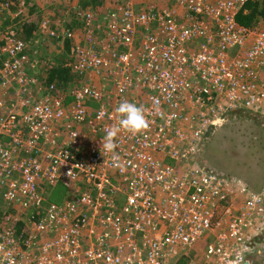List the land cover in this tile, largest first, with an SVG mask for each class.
<instances>
[{
    "label": "built area",
    "instance_id": "obj_1",
    "mask_svg": "<svg viewBox=\"0 0 264 264\" xmlns=\"http://www.w3.org/2000/svg\"><path fill=\"white\" fill-rule=\"evenodd\" d=\"M256 1L163 0L136 12L121 0L101 20L78 13L81 42L71 21L63 35L58 25L48 29L54 41L70 42L77 82L68 94L42 87L37 99L19 27L0 34V87L16 92L9 107L0 101V264L264 259V185L254 192L197 164L205 133L226 113L264 120V30L236 21ZM12 4L0 0L11 18ZM125 100L144 109L149 126L137 135L120 130L115 166L104 136ZM57 187L68 191L50 203ZM9 206L42 217L25 222ZM19 221L27 240L14 229Z\"/></svg>",
    "mask_w": 264,
    "mask_h": 264
},
{
    "label": "rangeland",
    "instance_id": "obj_2",
    "mask_svg": "<svg viewBox=\"0 0 264 264\" xmlns=\"http://www.w3.org/2000/svg\"><path fill=\"white\" fill-rule=\"evenodd\" d=\"M119 1L121 0H96V9L93 8L91 12L95 14L100 13V15L104 17V15L108 11L113 9L114 4ZM135 1L136 0H132L133 6L135 4ZM162 1L163 0H159V7L164 4ZM82 3L86 4V1L31 0L30 3L26 5L25 9H22V11H20L22 13L27 12L29 7L35 5V8L37 9V11L39 10L38 13H40L42 17L41 20L43 19L49 22L48 26L44 29H41L42 23H40L38 30L34 36V40H29V46L33 44L34 48L38 51V54L36 55L37 57H39L40 59L43 58V60H48V63H52L53 66H59L62 62H64V60L66 59L64 54H57L55 51L49 50L45 47V42H47L46 39L50 40V38H46L45 36L46 34H48V29L53 25L60 26V34L63 35L66 30L64 29V24L68 21H71V24L76 29L77 24L76 21H73V19H75V17H77V14L80 12L78 7H81ZM151 3H154V1L147 0L148 5H146L145 8L155 5ZM15 6L17 5L12 4L11 8H9L8 10L9 12H12L10 15H12L13 19H15V17H13V13L16 12ZM86 7H88V4ZM136 11H139V9H136ZM6 14L9 13L0 11V34L3 33V31L6 30L9 26H14L13 28L15 30L17 27L20 28V26L16 25L15 21H13L12 18H9V15L7 16ZM257 28L259 31L264 30V21L259 22ZM74 32L77 35V39H80L81 42L84 36H82L80 32H77V29ZM98 34H96L95 36H98ZM96 40L97 43L98 41H100L98 39ZM56 42L57 41H48L47 44H56ZM58 44L61 45V43ZM28 60L30 59L28 58ZM25 71L27 75L30 73L27 70ZM41 74L38 70H36L33 79H35V81L37 82V78ZM29 75L32 78L33 75ZM71 88H73V86L72 82L69 80L67 82V85L62 89L63 93L68 94ZM3 93H0V97L8 99L7 101H5V105L9 107L15 99L16 92H7L2 96ZM38 97H34L33 95V98L35 99H37ZM143 98L144 97L141 96L138 97L140 103H143ZM91 110L93 111L94 107ZM216 124L222 126L217 129V131L213 134L212 138L208 142L210 144L212 141L213 144L212 147H209L210 149L208 148L209 154L206 160L208 163V167H211L217 171H222L234 177H236V175L248 176V174L251 173H259L260 175V172L264 174V120L247 113L231 112L224 116L223 121H219ZM57 125L62 124L59 123ZM207 163L205 162V167L207 166ZM64 191L65 190L63 188L58 187V189H56L57 197L54 198L53 201H56L58 198V201H60L65 196ZM203 246L204 244L202 246L195 247V249H201ZM194 259L196 260L199 258Z\"/></svg>",
    "mask_w": 264,
    "mask_h": 264
},
{
    "label": "trees",
    "instance_id": "obj_3",
    "mask_svg": "<svg viewBox=\"0 0 264 264\" xmlns=\"http://www.w3.org/2000/svg\"><path fill=\"white\" fill-rule=\"evenodd\" d=\"M10 1L13 2L15 5H17L15 8L22 6V8L25 9L26 5H28L31 0H10ZM84 1H86V4L82 3V6L78 7V9L80 10L79 13H84V12H87L89 10L91 11V10H93V8L96 7V5H95L96 0H88V1L84 0ZM87 4H88V7H86ZM38 12H39V10L37 11V9L35 8V5H32L31 7L28 8L27 12H24V13L20 14L19 17L13 19V21H15L16 23L19 19H21L20 21H18V22H20V23H18V26H20V28L18 29V31L16 30V32L18 34V38H20V40L24 43V50H23L22 54L25 58H27V59L29 58V59L33 60L31 62L34 63L33 68L30 66L27 68V71L30 72L29 74H31L33 76L31 78L30 75L29 74L27 75V73H26L27 77L29 78L30 81L31 80L35 81V79H33L35 71L38 70L40 72V74L42 73L37 78V82L35 81V84L30 85V87H29V93L31 94V96L34 95V97H38V96L43 94L42 87H48L50 85H53L55 92L63 93L62 89L67 85V82L69 80L72 82V85H75V83L77 82V79H76L77 75L72 71V69H70V67L67 66L69 63L73 62V59L71 57V51H70L71 47H70V44L68 41H64L63 43H61V45L58 44L60 42H56V44H54V43L47 44L48 41H54V40L52 38H50L48 36V34H46V36H45L46 38H50V40L46 39L47 42H45V47L49 50L55 51L57 54H61V55L64 54L66 57L64 62H62L59 66H53L52 63H48V60H43V58L40 59L39 57L36 56L38 54L37 53L38 51H37V49L34 48V45L32 44L29 46V40L30 39L34 40V36L38 30V27H39L41 21L43 20V19L41 20L42 17L40 15V13H38ZM136 12H138V11H136ZM95 15H96L95 18L97 20L102 19V16L100 15V13L95 14ZM9 18H11V17L9 16ZM236 21L238 22V24L243 25L247 28L256 29L259 22L264 21V0H257L254 3L245 4L242 7V9L238 12L237 17H236ZM71 29H73L75 31L78 28L76 26V29H75V27L69 28L70 31H71ZM1 92L2 93L4 92L2 94V96L7 92L13 93V92H15V87H13V86L2 87V88L0 87V93ZM63 94H65V93H63ZM7 100L8 99H4L3 97H0V101L4 105H5V101H7ZM228 113H231V112H228ZM228 113H226V115ZM241 113H243V112H241ZM221 126L211 127L209 129V131L205 133L203 143L201 144L200 151L198 153L197 164L200 165L201 168L212 170L220 176L230 177L231 175H229V174H226L222 171H217L211 167H208V163L206 161L208 154H209V149H210L209 147L210 146L212 147V145H213L212 141L210 144L208 142L212 138L213 134L217 131V129H219ZM206 150H207V154H206ZM205 162L207 163L206 167H205V165H206ZM236 177L237 178H239V177L244 178L243 180L247 181V182L246 181H244V182L254 192L260 191L262 189V186L264 185V174L261 172H260V175H259V173H256V174L251 173V174H248V176L247 175L246 176L236 175ZM262 183H263V185H262ZM56 189H58V187ZM56 189H54L52 191V193H50L48 196V201L50 203H59L61 201V200L58 201L59 198L56 201H53V199L57 197L56 196V194H57ZM64 190H65L64 193L66 195L68 189H64ZM115 196H118V193ZM15 208L13 206H9V208H7V210H8L7 213L19 215L22 217L23 221H25V222H28V221L36 222V221H39L42 217L41 214L36 215V212H33V211H25L24 213H22L20 215V214H18V211ZM25 218H26V220H24ZM14 229L16 230L17 235L21 236L22 240L28 239L29 233H28L27 227L25 226L24 222H22V221L14 222ZM195 254H196V252H195ZM192 255H193V253L191 254V256ZM250 260H251L250 261L251 264H264V259H262L261 257L260 258H254L253 257ZM186 262H187V260L182 258V259H179L177 264H186Z\"/></svg>",
    "mask_w": 264,
    "mask_h": 264
},
{
    "label": "clouds",
    "instance_id": "obj_4",
    "mask_svg": "<svg viewBox=\"0 0 264 264\" xmlns=\"http://www.w3.org/2000/svg\"><path fill=\"white\" fill-rule=\"evenodd\" d=\"M116 112L119 114L118 123L111 129L107 130L106 135L104 136L103 148L106 152L112 153L114 165L120 166V158L116 153V137L120 130L123 129L131 134L137 135L145 131L148 128L149 123L145 116L144 109L134 102L126 100L122 101L116 108Z\"/></svg>",
    "mask_w": 264,
    "mask_h": 264
},
{
    "label": "crops",
    "instance_id": "obj_5",
    "mask_svg": "<svg viewBox=\"0 0 264 264\" xmlns=\"http://www.w3.org/2000/svg\"><path fill=\"white\" fill-rule=\"evenodd\" d=\"M145 1V2H144ZM149 1V0H148ZM152 1H154V3H151V4H156V5H158V1L159 0H152ZM135 4H134V8H135V10L136 9H139V10H141V9H145V6L146 5H148L147 4V0H136L135 2H134ZM151 4H149V5H151ZM153 6V5H152ZM73 86V85H72ZM72 89V88H71ZM240 179H244V178H240ZM243 181H246V180H243ZM247 182V181H246ZM261 184V183H260ZM262 185H263V183H262ZM259 187V186H258Z\"/></svg>",
    "mask_w": 264,
    "mask_h": 264
}]
</instances>
